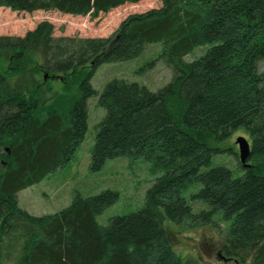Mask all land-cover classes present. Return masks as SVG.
<instances>
[{
	"label": "trees",
	"instance_id": "obj_1",
	"mask_svg": "<svg viewBox=\"0 0 264 264\" xmlns=\"http://www.w3.org/2000/svg\"><path fill=\"white\" fill-rule=\"evenodd\" d=\"M138 0H0L32 14H100ZM161 7L125 18L104 39L51 37L40 24L24 38L0 37V264H195L177 253L164 224L180 230L226 225L221 253L235 264H264V0H160ZM164 45L170 82L151 92L124 80L98 97L106 112L90 155L97 172L116 158L144 156L164 174L137 212L97 222L116 192L82 198L53 215L34 217L17 194L71 160L84 140L91 75L103 64ZM208 46L192 62L183 58ZM88 68L76 95L53 92L43 73L63 84ZM60 75V76H59ZM239 129L251 151L241 177L209 168L212 145ZM190 201L207 209L194 211ZM215 217H219L215 220Z\"/></svg>",
	"mask_w": 264,
	"mask_h": 264
},
{
	"label": "rangeland",
	"instance_id": "obj_2",
	"mask_svg": "<svg viewBox=\"0 0 264 264\" xmlns=\"http://www.w3.org/2000/svg\"><path fill=\"white\" fill-rule=\"evenodd\" d=\"M161 7L160 0H138L100 14L96 19L89 16H69L54 11H40L32 14L13 12L0 8V37L24 38L42 24L51 26V37L104 39L112 36L120 23L130 15L140 14ZM208 46L196 48L183 58L184 62H192L202 56ZM164 45L154 43L144 48L136 58L121 62L101 65L89 80V85L97 94L86 101V132L83 142L75 151L73 157L63 167L47 175L40 183L33 185L17 194L16 201L20 209L34 217L53 215L67 208L75 195L82 198L100 194L110 190L118 194L117 201L97 217V222L105 226L108 220L115 216L128 215L142 209L145 194L164 172L155 169L144 156L134 160L116 158L105 162L100 171L90 170V155L94 146L98 124L104 119L106 112L98 106V97L104 86L112 80H124L136 83L151 92H157L166 86L172 73L165 58ZM4 56L0 55V64ZM85 68L69 79L70 86L63 84L60 77H51L43 73L41 82L53 92L76 95L77 89L89 76ZM60 76V75H59ZM245 138L250 144L248 134L239 129L232 132L227 139L214 143V153L209 168L224 166L233 177H241L244 170L238 165V147L236 139ZM198 187H193L185 194L194 211L207 209V205L199 201H190V194ZM219 217H215L218 220ZM164 228L170 238L174 250L183 258L192 259L195 264H235L226 260L222 253L223 237L226 225L218 220L217 227H204L196 230H180L165 223Z\"/></svg>",
	"mask_w": 264,
	"mask_h": 264
},
{
	"label": "water",
	"instance_id": "obj_3",
	"mask_svg": "<svg viewBox=\"0 0 264 264\" xmlns=\"http://www.w3.org/2000/svg\"><path fill=\"white\" fill-rule=\"evenodd\" d=\"M236 145L238 147V160L241 166L246 167V161L250 154L251 146L248 141L243 137H239L236 139Z\"/></svg>",
	"mask_w": 264,
	"mask_h": 264
}]
</instances>
